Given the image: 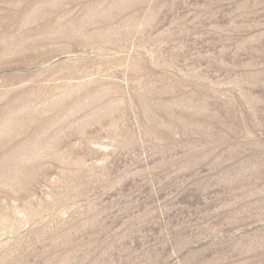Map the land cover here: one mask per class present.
<instances>
[{"label": "rangeland", "instance_id": "1", "mask_svg": "<svg viewBox=\"0 0 264 264\" xmlns=\"http://www.w3.org/2000/svg\"><path fill=\"white\" fill-rule=\"evenodd\" d=\"M0 264H264V0H0Z\"/></svg>", "mask_w": 264, "mask_h": 264}, {"label": "bare ground", "instance_id": "2", "mask_svg": "<svg viewBox=\"0 0 264 264\" xmlns=\"http://www.w3.org/2000/svg\"><path fill=\"white\" fill-rule=\"evenodd\" d=\"M250 155V154H249Z\"/></svg>", "mask_w": 264, "mask_h": 264}]
</instances>
